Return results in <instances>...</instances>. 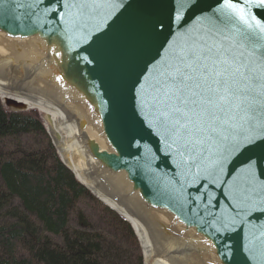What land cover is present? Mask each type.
I'll return each instance as SVG.
<instances>
[{
	"label": "water",
	"instance_id": "water-1",
	"mask_svg": "<svg viewBox=\"0 0 264 264\" xmlns=\"http://www.w3.org/2000/svg\"><path fill=\"white\" fill-rule=\"evenodd\" d=\"M100 2L110 6L77 25L65 0H0V95L12 110L55 115L57 136L46 129L61 160L131 224L144 264H264V162L248 191L249 153L170 134L152 107L172 47L188 35L230 43L214 28L223 0H193L180 20L173 0ZM240 115L226 134L256 135Z\"/></svg>",
	"mask_w": 264,
	"mask_h": 264
},
{
	"label": "trees",
	"instance_id": "trees-1",
	"mask_svg": "<svg viewBox=\"0 0 264 264\" xmlns=\"http://www.w3.org/2000/svg\"><path fill=\"white\" fill-rule=\"evenodd\" d=\"M0 264H143L131 225L63 163L38 110L1 99Z\"/></svg>",
	"mask_w": 264,
	"mask_h": 264
},
{
	"label": "snow or ice",
	"instance_id": "snow-or-ice-1",
	"mask_svg": "<svg viewBox=\"0 0 264 264\" xmlns=\"http://www.w3.org/2000/svg\"><path fill=\"white\" fill-rule=\"evenodd\" d=\"M175 19L193 0H173ZM66 6L75 9L77 22L102 15L110 5L100 0H74ZM264 9V0H223V18L215 25L217 35L229 32L227 47L210 43L205 36L188 35L172 47L169 59L158 69L152 87L157 93L152 107L158 123L170 134L191 138L207 135L228 143V155L249 153L243 183L253 191L255 170L264 162V123L256 122L264 114V22L251 11ZM110 14V13H109ZM245 51L241 52L239 49ZM236 114L245 122L256 123V135L241 137L226 134ZM257 138L260 143H257ZM255 157V158H253ZM227 156L221 155L215 165L223 171Z\"/></svg>",
	"mask_w": 264,
	"mask_h": 264
},
{
	"label": "bare ground",
	"instance_id": "bare-ground-1",
	"mask_svg": "<svg viewBox=\"0 0 264 264\" xmlns=\"http://www.w3.org/2000/svg\"><path fill=\"white\" fill-rule=\"evenodd\" d=\"M3 99L4 102H6V96L4 95H0ZM30 105V104H29ZM28 105V106H29ZM41 114H42V117H43V120L44 122L46 123L48 129L50 130V132L54 135V136H57V133H56V123H55V119L53 118L55 115L53 113H51L52 115L50 116L49 112L45 111V110H41ZM58 140V144L61 146L64 144H66V142L64 141V138H56ZM63 156H64V153L62 152Z\"/></svg>",
	"mask_w": 264,
	"mask_h": 264
},
{
	"label": "rangeland",
	"instance_id": "rangeland-1",
	"mask_svg": "<svg viewBox=\"0 0 264 264\" xmlns=\"http://www.w3.org/2000/svg\"><path fill=\"white\" fill-rule=\"evenodd\" d=\"M5 108H7L8 110H11V107L8 104H4Z\"/></svg>",
	"mask_w": 264,
	"mask_h": 264
}]
</instances>
